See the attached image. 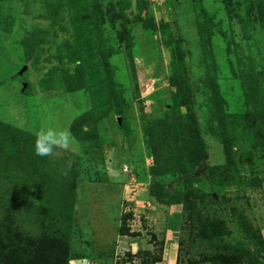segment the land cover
Wrapping results in <instances>:
<instances>
[{
    "label": "rangeland",
    "instance_id": "rangeland-1",
    "mask_svg": "<svg viewBox=\"0 0 264 264\" xmlns=\"http://www.w3.org/2000/svg\"><path fill=\"white\" fill-rule=\"evenodd\" d=\"M176 75L182 94L171 83ZM112 89L120 115L110 108ZM256 114L264 121V0H0V169L17 178L24 135L35 140L43 126L70 130L74 143L44 156L78 162L73 219L63 226L76 255L69 264H138L128 252L146 249L162 252L157 264H175L179 250L186 257L187 248L203 247L182 203L152 195L157 182L171 194L205 191L197 198L202 212L228 219L224 241L253 246L231 213L242 208L264 237V138L257 133L264 122L247 126ZM83 116L97 144L73 135L71 124ZM223 128L240 180L212 189L210 179L193 181L185 171L199 139L207 163L228 162ZM155 148L164 161L173 156L170 170L153 173ZM130 212V234H122Z\"/></svg>",
    "mask_w": 264,
    "mask_h": 264
},
{
    "label": "trees",
    "instance_id": "trees-1",
    "mask_svg": "<svg viewBox=\"0 0 264 264\" xmlns=\"http://www.w3.org/2000/svg\"><path fill=\"white\" fill-rule=\"evenodd\" d=\"M104 65L109 66L108 60H105ZM171 83L177 85V93L186 92V89H182L183 84L179 75L173 76ZM212 86L219 99V92L214 81ZM110 108L117 115L121 114L114 89L110 91ZM261 117L260 114L251 118L247 117V126L250 130L253 131L259 123L264 122ZM87 120L88 117H77L71 124L72 133L77 139H91L94 144H97L95 134L85 127L88 124ZM0 127L3 128L1 122ZM120 127L124 131V127L122 125ZM224 128L221 134L228 162L224 165L207 163V151L202 139H199V153L195 155L192 170L185 171L187 175L193 176V181L210 179L213 184L212 189L216 185L225 186L240 180L237 178H240L241 166L231 157V145ZM257 133L264 138V127H259ZM29 137L30 135H24L22 140L18 139L16 143L18 144L16 152L21 157L17 162L20 169L16 175L17 178L11 180L6 175L5 169H0V264H69L70 259L76 255L71 252L69 233L63 226L70 224L73 219L78 162H66L59 156L49 160L44 159V156H34L30 159L29 152L36 139ZM154 154L156 163L152 167L153 173L170 170L173 165V156L170 155L165 161L162 160V152L158 148L154 149ZM255 180L257 179L251 178L246 183L253 184ZM185 181L190 182L189 178ZM151 192L162 202L165 200L170 204L182 203L183 208L189 211L187 216L193 234L192 239L199 238L205 244L193 252L187 248L186 257L183 256L182 250H179L175 264H264V258L259 255L261 252L264 254L263 234L261 229L249 220L242 208L232 206L231 215L250 238L249 241L253 246L250 244L249 247L244 246L243 239L238 237L239 241L236 244L224 241L225 236L231 233L228 219L225 215L208 217L202 212L197 198L204 199L207 196L205 191L197 193L194 188H191L183 193L178 189L171 194L164 190L163 184L157 182L152 186ZM192 193L193 197L190 195ZM210 200H214L216 204L219 203L213 193L210 195ZM222 209L224 213L226 207ZM131 215L132 212L123 216L120 233L130 234L127 218ZM23 221L27 222L29 228L32 226L37 228V232L23 228ZM55 225L61 227L54 228ZM183 245L184 241L180 240V246ZM128 255L130 260L134 257L140 258L138 264H157L163 258L162 252L157 254L151 249L138 250L135 254L129 251Z\"/></svg>",
    "mask_w": 264,
    "mask_h": 264
},
{
    "label": "clouds",
    "instance_id": "clouds-1",
    "mask_svg": "<svg viewBox=\"0 0 264 264\" xmlns=\"http://www.w3.org/2000/svg\"><path fill=\"white\" fill-rule=\"evenodd\" d=\"M74 143V137L68 129H55L43 126L36 133V154L38 156H52L54 149L67 150Z\"/></svg>",
    "mask_w": 264,
    "mask_h": 264
}]
</instances>
